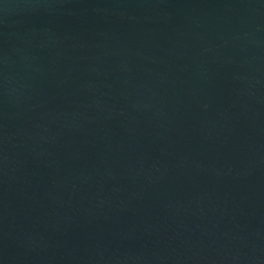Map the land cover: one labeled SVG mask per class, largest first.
Wrapping results in <instances>:
<instances>
[{"label": "water", "instance_id": "95a60500", "mask_svg": "<svg viewBox=\"0 0 264 264\" xmlns=\"http://www.w3.org/2000/svg\"><path fill=\"white\" fill-rule=\"evenodd\" d=\"M0 264H264V0H0Z\"/></svg>", "mask_w": 264, "mask_h": 264}]
</instances>
